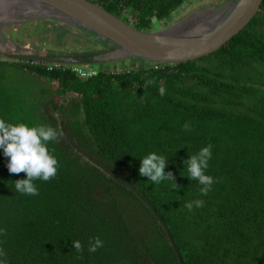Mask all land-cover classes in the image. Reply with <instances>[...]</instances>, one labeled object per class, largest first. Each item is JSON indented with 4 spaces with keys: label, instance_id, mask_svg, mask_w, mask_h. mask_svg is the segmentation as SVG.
Here are the masks:
<instances>
[{
    "label": "trees",
    "instance_id": "16d2710c",
    "mask_svg": "<svg viewBox=\"0 0 264 264\" xmlns=\"http://www.w3.org/2000/svg\"><path fill=\"white\" fill-rule=\"evenodd\" d=\"M88 1L152 31L188 0ZM136 61L139 66L117 70L75 66L93 72L89 76L72 66L0 62V119L59 133L48 145L59 162L57 175L34 181L37 196L15 190L13 182L26 175L10 174L0 149V229L6 230L0 249L7 264H178L149 209L82 162L47 107L60 113L71 139L149 200L185 264H264V0L243 30L206 56L173 65ZM148 79L155 83L145 86ZM209 144L206 174L215 182L204 196L183 161ZM151 152L167 157L165 172L179 188L138 174L139 159ZM197 199L203 207H184ZM92 237L104 245L94 253L87 250Z\"/></svg>",
    "mask_w": 264,
    "mask_h": 264
},
{
    "label": "water",
    "instance_id": "95a60500",
    "mask_svg": "<svg viewBox=\"0 0 264 264\" xmlns=\"http://www.w3.org/2000/svg\"><path fill=\"white\" fill-rule=\"evenodd\" d=\"M262 2L263 0H228L225 5H216L217 14L203 23L174 28L177 22L162 29L140 31L88 0H0V12L36 9L38 14L30 18V21L45 19L67 25L86 35H92L96 42L106 48L102 52L63 53L19 47L26 53L17 49L12 53L0 50V58L53 66L104 65L106 62L133 59L161 65L193 61L218 50L243 30L256 15ZM190 14L184 18L187 19ZM109 51H118L119 57L111 58L107 55ZM49 111L56 119L62 137L82 162H88L106 178L130 190L149 209L165 232L178 264H185L167 224L149 200L119 171L108 168L71 139L60 113Z\"/></svg>",
    "mask_w": 264,
    "mask_h": 264
},
{
    "label": "clouds",
    "instance_id": "9594fccd",
    "mask_svg": "<svg viewBox=\"0 0 264 264\" xmlns=\"http://www.w3.org/2000/svg\"><path fill=\"white\" fill-rule=\"evenodd\" d=\"M152 79L145 80V86L154 84ZM159 95H165L166 89L161 86L158 89ZM83 109H81V119H84ZM185 131L189 130V124L183 126ZM59 133L52 126L40 124L28 126L24 123L13 124L0 119V149L7 157V170L10 174L24 173L26 178L14 181L15 190L21 195L37 196L38 187L34 181L40 180L48 182L55 178L59 167V162L55 155L49 150V143L57 140ZM212 158V145L209 144L199 149L193 155H189L183 161L186 168L187 178L190 181H197L201 186L199 192L206 196L214 184L212 176L206 174L209 166L208 162ZM140 160L138 174L146 177L153 184H160L163 181H170L173 188L180 186L175 183L172 172H165L167 157L155 152H151ZM201 208L204 206L203 200L186 202L184 207L192 211L193 207ZM6 234L5 229H0V235ZM77 253H83L84 245L79 240L72 241ZM103 241L99 237H92L88 241L87 250L90 253L102 248ZM6 252L0 249V264H7Z\"/></svg>",
    "mask_w": 264,
    "mask_h": 264
},
{
    "label": "rangeland",
    "instance_id": "374dc122",
    "mask_svg": "<svg viewBox=\"0 0 264 264\" xmlns=\"http://www.w3.org/2000/svg\"><path fill=\"white\" fill-rule=\"evenodd\" d=\"M228 0H188L181 8L173 13L167 25L175 24L181 21L189 13L197 11L203 7L211 5H225ZM197 9V10H196ZM127 14V12H126ZM128 20L132 17L128 14ZM166 25L159 24L155 29H162ZM63 31H66L64 34ZM63 33V34H62ZM0 36L5 42H11L16 47L26 48L28 50H36L43 52H63V53H83V52H102L106 48L101 46L93 38L87 36L81 31L71 28L67 25L49 21L45 19L32 20L20 25H4L0 27ZM2 59V58H0ZM6 60V59H2ZM8 61V60H7ZM12 62V61H11ZM108 63V64H107ZM140 62L132 61H112L104 63L103 67L108 70H117L122 66H139ZM97 65H85L82 67H90ZM28 80V79H27ZM27 80L23 79L22 85L27 84ZM37 90L32 86L29 89V95L34 96ZM48 108V107H47Z\"/></svg>",
    "mask_w": 264,
    "mask_h": 264
},
{
    "label": "bare ground",
    "instance_id": "6f19581e",
    "mask_svg": "<svg viewBox=\"0 0 264 264\" xmlns=\"http://www.w3.org/2000/svg\"><path fill=\"white\" fill-rule=\"evenodd\" d=\"M197 10V9H196ZM38 10L36 9H29L28 11H22L19 9L16 10H11L9 12H0V27L4 26V25H20V24H24L26 22H30V18H32L35 14L37 15ZM218 12V7L216 6H211V7H203L197 11L192 12L187 19L184 18L181 21H179L176 25H174V28H180V27H188V26H193L196 24H200L201 22H205L207 20H209L210 18L212 19L214 17L215 14H217ZM87 36L93 38L92 35H88ZM18 50L19 52H23L26 53L24 51H22L23 49H20L16 46H14V44H12L11 42H5L2 37L0 36V50L1 51H5L8 53H12L15 50ZM108 56H110L111 58H116L119 57V53L118 51H109V53L107 54ZM48 111L52 110L50 107L47 108ZM53 111V110H52ZM57 112V111H55ZM50 113V111H49ZM51 114V113H50Z\"/></svg>",
    "mask_w": 264,
    "mask_h": 264
},
{
    "label": "built area",
    "instance_id": "2783aa9c",
    "mask_svg": "<svg viewBox=\"0 0 264 264\" xmlns=\"http://www.w3.org/2000/svg\"><path fill=\"white\" fill-rule=\"evenodd\" d=\"M72 69L75 72H77V74H79L80 76H89V75H92L93 74V72H85V71H83L80 68L75 67V66H72Z\"/></svg>",
    "mask_w": 264,
    "mask_h": 264
},
{
    "label": "flooded vegetation",
    "instance_id": "af4514ba",
    "mask_svg": "<svg viewBox=\"0 0 264 264\" xmlns=\"http://www.w3.org/2000/svg\"><path fill=\"white\" fill-rule=\"evenodd\" d=\"M2 61H4V60L0 59V62H2ZM10 62H11V61H10Z\"/></svg>",
    "mask_w": 264,
    "mask_h": 264
}]
</instances>
